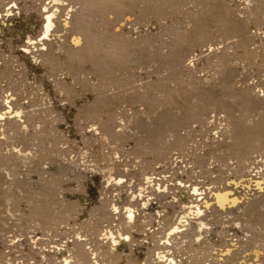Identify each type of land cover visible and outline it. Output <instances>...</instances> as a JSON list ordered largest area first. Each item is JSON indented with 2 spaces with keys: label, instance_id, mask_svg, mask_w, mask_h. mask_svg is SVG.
Returning a JSON list of instances; mask_svg holds the SVG:
<instances>
[{
  "label": "rangeland",
  "instance_id": "374dc122",
  "mask_svg": "<svg viewBox=\"0 0 264 264\" xmlns=\"http://www.w3.org/2000/svg\"><path fill=\"white\" fill-rule=\"evenodd\" d=\"M27 1L0 18V264H59L85 237L104 255L110 230L119 258L101 255V264H167L160 251L208 264L189 238L174 236L169 245L168 226L177 203L198 202L199 194L212 201L235 178L247 183L233 188L239 204L214 208L203 233L193 218L191 239L205 247L215 239L222 249V238H247L244 254L261 247L264 0H92L72 9L41 0L32 5L36 16L25 11ZM41 4L60 6L59 29L71 13L72 28L52 32L42 40L47 47ZM81 15L93 37L76 29ZM76 31L81 54L71 46ZM149 173L165 179L154 180L157 190L163 185L155 193ZM129 205L132 229L122 222Z\"/></svg>",
  "mask_w": 264,
  "mask_h": 264
},
{
  "label": "bare ground",
  "instance_id": "6f19581e",
  "mask_svg": "<svg viewBox=\"0 0 264 264\" xmlns=\"http://www.w3.org/2000/svg\"><path fill=\"white\" fill-rule=\"evenodd\" d=\"M10 1V4H9V7L8 8H6V9H0V18H5V16H7V17H10V16H14V8H18V6L19 5H21V4H18L17 5V2H19V0L17 1V0H9ZM17 1V2H16ZM22 2L23 1H25V0H21ZM40 1L41 0H29V1H27V3L29 2V5L27 6V8H25V11L27 12V11H29V10H31L32 8H34L33 10H31L32 12V14L30 13V16L32 15L33 16V14L34 13H36L35 12V7H32V5H37V4H39L40 3ZM54 1V3H55V5H61V6H63V5H67V6H71V5H74V4H76V3H80L81 4V6H83V8H86V6H91L92 4V0H67L68 2L67 3H64L63 1L64 0H53ZM260 1H262V0H260ZM259 1V2H260ZM6 3V2H5ZM4 3V5L6 6L7 4H5ZM9 3V2H8ZM24 3V2H23ZM1 4H3V1L2 0H0V6H1ZM26 3H24V5H25ZM21 6H23V5H21ZM20 6V7H21ZM89 6V7H90ZM2 7V6H1ZM19 7V8H20ZM4 8V7H3ZM13 8V9H12ZM24 8V7H23ZM65 8V7H64ZM82 8V7H81ZM27 9V10H26ZM39 9V8H38ZM71 9H72V6H71ZM17 10V9H16ZM22 10V9H21ZM24 10V9H23ZM37 10V9H36ZM61 9H60V6H56L54 9H51L50 7L48 8L47 6H45V5H40V9H39V13H40V15H41V20H42V33H43V38L41 39V41L42 40H44V39H48V38H50V36H51V34H52V32H54L55 31V33L56 32H59V30H65V31H68L69 29H70V27H71V24H70V21H69V15H71V13H70V10H68L67 11V13H66V17H65V21H66V24H60V27L61 26H63L64 28H61V29H59L58 28V26H57V24H56V22H57V20L58 19H60V18H58V16H59V12H61L60 11ZM84 10V9H83ZM87 10V9H86ZM89 10V9H88ZM87 10V11H88ZM3 11H5V13H3ZM20 11V10H19ZM25 12V13H26ZM34 12V13H33ZM37 12H38V10H37ZM81 12H83V11H81ZM86 12V11H85ZM18 13V12H17ZM88 13V12H87ZM82 14V13H81ZM15 15H17V14H15ZM35 15V14H34ZM84 15V14H83ZM36 16V15H35ZM86 17V16H85ZM107 17V16H106ZM80 18V20H78L79 22L76 24L77 25V27H76V29L77 30H79V31H83V33L85 34H87V36L88 37H93V33H92V31H91V26L89 27V26H86V22H84V19H83V17H82V15H81V17H79ZM11 20V19H10ZM9 20V21H10ZM86 20V19H85ZM3 21L5 22V20L3 19ZM3 22V23H4ZM72 23V22H71ZM8 24V23H7ZM7 24H6V27H7ZM5 25V24H4ZM11 25V24H10ZM75 25V26H76ZM72 28V27H71ZM10 31V30H9ZM72 31V30H71ZM75 31V30H74ZM69 32V31H68ZM67 32V33H68ZM73 32V31H72ZM77 32V31H76ZM75 32V33H76ZM85 34V35H86ZM95 34V33H94ZM71 35V34H70ZM61 37H62V35H60ZM68 36V35H67ZM56 38V37H55ZM86 39H87V37H85ZM95 38V37H94ZM92 39V38H91ZM48 40H50V39H48ZM92 40H94V39H92ZM96 40V39H95ZM88 42L87 43H89V40H87ZM91 41V40H90ZM43 43H41V45H44V46H46L47 45V42L46 41H42ZM93 43V42H92ZM89 44H91V43H89ZM83 45H84V42H83V38H82V36H81V33H80V35H79V32H77L76 34H74V37H73V42H72V44H71V46L75 49L74 51H73V53H75V52H79V50L81 49H83ZM86 45V44H85ZM92 45V44H91ZM90 45V46H91ZM87 46V45H86ZM47 47V46H46ZM89 47V46H88ZM85 48V47H84ZM93 48V47H92ZM38 50V49H37ZM71 50V49H70ZM86 50H87V47H86ZM85 50V51H86ZM91 50V49H90ZM35 51H36V49H35ZM39 51H41L40 49H39ZM38 51V52H39ZM92 51V50H91ZM84 52V51H83ZM82 52V53H83ZM42 53V52H41ZM80 53V52H79ZM89 53V52H88ZM87 52H86V54H88ZM81 54V53H80ZM80 54H79V56H78V58L79 57H81L80 56ZM84 54H85V52H84ZM89 54H91V53H89ZM89 54H88V56H89ZM69 55V54H68ZM71 55V54H70ZM76 56V59L78 60V58H77V54H75ZM73 56V55H72ZM85 57V56H84ZM86 57H87V55H86ZM82 58V57H81ZM83 59H85V58H83ZM83 59H81V60H83ZM73 60H75L74 58H73ZM71 77V76H70ZM74 80V79H73ZM150 100V99H149ZM7 104V103H6ZM11 112V111H10ZM16 112H17V110H16ZM18 112H20V111H18ZM6 113V112H5ZM21 113V112H20ZM3 114V113H2ZM2 114H0V116L2 115ZM16 114V113H15ZM18 114V113H17ZM16 114V115H17ZM4 115V114H3ZM14 116V115H13ZM12 116V117H13ZM14 124H15V122H14ZM12 128V127H11ZM14 130V129H13ZM219 132V131H218ZM217 132V133H218ZM257 133V132H256ZM234 134V133H233ZM235 136L237 135V134H234ZM235 136H234V138H235ZM252 137H254L253 135H252ZM255 138V137H254ZM236 139V138H235ZM256 139V138H255ZM255 139H253L254 141H255ZM256 140H258V138L256 139ZM253 143H255V145H257V143L256 142H253ZM176 144V143H175ZM179 145V144H178ZM183 145V144H182ZM254 145V144H253ZM259 145H260V143H259ZM259 145H258V147H259ZM251 147H252V145H250ZM261 146V145H260ZM250 147V148H251ZM257 147V146H256ZM256 147H254V148H256ZM257 149H259V148H257ZM252 150V149H251ZM254 150V149H253ZM245 152V151H244ZM246 153V152H245ZM242 154V153H241ZM247 154V153H246ZM244 155V154H243ZM249 155V154H248ZM248 155H246V156H248ZM239 156V155H238ZM246 156H242L241 155V157H239V158H237V159H239L238 160V162H239V167L238 168H240L241 166H243L244 164H245V161H247V157ZM237 157V156H236ZM263 157V156H262ZM166 160H167V158H166ZM249 160V159H248ZM172 161H171V163H170V165H172ZM250 163V162H249ZM249 163H248V165H249ZM169 165V166H170ZM244 167V166H243ZM154 168H155V166H154ZM245 168V167H244ZM112 169V168H111ZM180 169V168H179ZM254 169V168H253ZM156 170V169H155ZM171 170L173 171V168L171 167ZM177 170H178V168H177ZM176 170V171H177ZM250 170V169H249ZM152 171H154V169L152 170ZM242 171H243V169H242ZM156 172H157V170H156ZM160 172V171H159ZM150 173H151V171H150ZM149 173V174H150ZM158 173V172H157ZM160 173H162V172H160ZM175 173V172H174ZM153 174H155V172L153 173ZM159 174V173H158ZM171 174H173V173H171ZM163 176H164V174H162ZM258 175V174H257ZM156 176H158L157 174H156ZM174 176V175H173ZM177 176V175H176ZM158 177H160V176H158ZM166 177V176H165ZM175 177V176H174ZM191 177V176H190ZM145 178L147 179V183H149V185H151L150 187H152V189H153V192L155 193L156 191H158L159 189H160V186H158V190L155 188V183L154 182H156V181H154V180H157V182L159 181L155 176L153 177V175L152 174H150V175H148V174H146L145 175ZM162 178V177H161ZM121 179V178H120ZM171 178H169V180H170ZM175 179V178H174ZM178 179V178H177ZM253 179V178H252ZM176 180V179H175ZM156 182V183H157ZM170 182V181H169ZM246 181H241V182H239V181H237L236 180V178L235 179H233V182H230V183H228V185L226 186V187H222V188H220V189H215L214 191H213V193H212V201L210 200V199H208V198H205L206 196H202L201 194H199L198 196H200L199 197V199H198V202H193L192 204H186L185 203V201H184V203H183V201H182V203L183 204H181V203H177L178 202V198L176 199L175 198V196H174V199L175 200H173V201H177L176 203H177V205H179V207H180V210H179V212L177 213V217L173 220V222H171V223H169V232H168V235H169V245H171L172 246V243H171V241H170V239H172L174 236H179V237H183V238H189V246H190V248L191 249H193V250H196V249H198L199 250V254H200V256L202 257V256H206V261L208 262V261H210V263L208 262V264H230V262L232 261H234V260H236V264H264V242H263V244L261 245V247H252L251 249H250V251H248L247 253H243V251L245 252V241L247 240V238H245L244 240H243V242L241 241L240 242V240L239 239H234L233 237L231 238V239H227V240H225V238L223 239H221L224 243H226L225 245H224V248L223 249H221V251H218V252H228V253H230V255L229 256H227L226 258H224L223 260H224V262H222V263H216L217 262V258L216 257H221V256H219L220 254L218 253V254H216V257H215V255L213 254L214 253V249H215V247L213 248V246L214 245H216L215 244V239H214V241H213V243H212V241H209V242H207V248L205 247V246H201V245H198V244H196L192 239H191V237H192V230H191V227H192V223L193 222H195L194 224H196L195 226L198 228V232H200L202 229L204 230V228H206V231H207V223L208 222H205L203 219L204 218H206V216H208V213H211L212 212V210H214V208H220V209H225V208H227V207H233V206H237L238 204H239V202L241 201V194L239 195V194H236V192L233 190V188H238V187H240V186H242L244 189H245V185L247 184V183H245ZM164 183V182H163ZM166 183V182H165ZM263 182H260L259 180H256V185L260 188L261 187V184H262ZM176 184V183H175ZM226 184V183H225ZM177 185V184H176ZM163 186V185H162ZM235 186V187H234ZM229 187H232V188H229ZM207 188V187H206ZM145 189V188H144ZM168 189V188H167ZM212 189V188H211ZM198 188H196V189H194V191L195 192H198ZM207 190V189H206ZM213 190V189H212ZM162 191V190H161ZM168 191V190H167ZM146 192V191H145ZM182 192V191H181ZM211 192V191H210ZM162 193V192H161ZM164 193V192H163ZM167 193V192H166ZM158 194H160L159 192H158ZM157 194V195H158ZM154 195V194H153ZM157 195H155L156 197H157ZM161 195V194H160ZM164 195V194H163ZM137 196H139V195H135V197H137ZM145 197V196H144ZM158 197H159V195H158ZM188 198V197H187ZM151 200H152V198H149L148 200H147V202L144 200V202H143V204L145 205V206H147L148 204H150L151 203ZM132 201V200H131ZM154 201V200H153ZM172 201V202H173ZM189 201V200H188ZM197 201V200H196ZM213 202V203H212ZM189 203V202H188ZM72 204V203H71ZM201 204H203V205H201ZM77 205V204H76ZM176 205V204H175ZM162 206V205H161ZM73 207V206H72ZM71 207V208H72ZM70 208V209H71ZM72 209H74V208H72ZM115 209H118L117 207L115 208ZM219 209V210H220ZM126 211H127V214H126V216L125 217H123L122 218V222H124V224L123 225H126V227L127 228H129V229H132V228H134L135 227V225L137 224L136 223V209L133 207V206H127V208L125 209ZM125 211V212H126ZM216 211V210H215ZM124 212V211H123ZM217 213V212H216ZM125 214V213H124ZM159 214H160V211H159ZM225 214V213H224ZM230 214V213H229ZM105 215V214H104ZM210 215V214H209ZM221 215V214H220ZM118 216V215H117ZM159 216H161V215H159ZM105 217V216H104ZM167 217V216H166ZM172 218V217H171ZM196 219L195 221H193L192 222V219ZM164 219V218H163ZM216 219V218H215ZM217 220H219L218 218H217ZM208 221V220H207ZM211 221V220H210ZM215 221V220H214ZM213 223V222H212ZM193 224V225H194ZM213 225V224H212ZM141 226V225H140ZM123 228V227H122ZM196 228V229H197ZM137 231V230H136ZM130 232V231H129ZM164 232V231H163ZM166 232V231H165ZM195 232H196V230H195ZM198 232H196L197 234H198ZM218 232H220V231H218ZM194 233V232H193ZM200 233H203V232H200ZM200 233H199V235H200ZM206 233V232H205ZM222 233V232H221ZM122 234L123 233H121V231L119 232V236L120 237H123L122 236ZM197 234H195V235H197ZM105 236V238H106V241H103L104 243H103V245H102V249H103V251H104V255H105V258H108V259H110V260H112V262H115V260H117L119 257V254L117 253V243H116V240L118 239V237H116L115 235H114V233L113 232H111V230L110 231H106L105 232V234H104ZM131 235H133V234H131ZM131 235H126V238L125 239H127V240H130V238L132 237ZM165 235H166V233H165ZM79 236V235H78ZM118 236V235H117ZM131 236V237H130ZM205 236V235H204ZM217 236V235H216ZM119 237V238H120ZM224 237H226V236H224ZM230 237V236H229ZM85 238H87V237H85ZM81 239V238H76L73 242H71V244L68 246V248H67V254L66 255H64L63 256V253L62 254H60V256H59V258H60V263L59 264H101V262L104 260L105 261V258L104 259H102L103 258V254L102 253H97V251L94 249V248H90V247H87V245L89 244L88 242H87V240L86 239ZM117 238V239H116ZM193 238V237H192ZM205 238V237H204ZM123 239V238H122ZM121 239V240H122ZM203 239V238H202ZM208 239V238H207ZM174 240V239H173ZM218 240V239H217ZM232 240V241H231ZM233 240H235V242L233 241ZM119 241V240H118ZM163 241V240H162ZM196 241H198V240H196ZM230 241H231V244H230ZM248 241V240H247ZM246 241V242H247ZM60 242V241H59ZM67 242V241H66ZM69 242V241H68ZM95 242V241H94ZM132 242V241H131ZM234 242V243H233ZM92 243V242H91ZM130 243V242H129ZM128 243V244H129ZM248 243V242H247ZM67 244V243H66ZM219 244V243H218ZM13 245V244H12ZM22 245V244H21ZM160 245V244H159ZM221 245V244H220ZM60 246H61V244H60ZM57 247V250L61 253L62 252V250H64L65 251V249L64 248H62V247ZM64 246H65V244H64ZM63 246V247H64ZM90 246H92V245H90ZM130 246V245H129ZM247 247V246H246ZM8 248V247H7ZM173 248V247H172ZM55 249V248H54ZM249 249V248H248ZM56 251V250H55ZM2 252H3V250H2ZM119 252V251H118ZM172 252V251H171ZM170 252V253H171ZM244 254L243 256L242 255H240V254ZM158 254H159V256H160V258H164V259H166V261H167V264H182L181 263V258H178L179 257V255H175L174 253L173 254H169L168 255V253H164V251H160V252H158ZM7 255V254H6ZM101 255H103V256H101ZM237 255H240V256H238L237 257ZM44 256V255H43ZM100 256L102 257L101 259H100ZM120 257H121V255H120ZM44 258V257H43ZM58 258V257H57ZM159 258V259H160ZM204 258V257H203ZM106 260L107 262L109 261V260ZM46 260V259H45ZM102 260V261H101ZM203 260V259H202ZM214 261H216L215 263H214ZM59 262V261H58ZM183 262V261H182ZM202 262V261H201ZM56 263V262H55ZM119 263V262H118ZM129 263V262H128ZM127 264V263H126ZM131 264V263H130ZM233 264V263H232Z\"/></svg>",
  "mask_w": 264,
  "mask_h": 264
},
{
  "label": "built area",
  "instance_id": "2783aa9c",
  "mask_svg": "<svg viewBox=\"0 0 264 264\" xmlns=\"http://www.w3.org/2000/svg\"><path fill=\"white\" fill-rule=\"evenodd\" d=\"M159 180H161V182H163L165 179H159ZM159 186L162 187L161 184H159ZM212 203H213V202H212ZM201 205H203V204H201ZM223 248H224V247H223ZM223 248H222V249H223ZM218 251H221V248H219V249H215V252H214L213 254H214L215 257H216V254L219 253V254H220L219 256H221V257H216V258H217V262H216V261H215V262H216V263H218V262H219V263H222V262H224L223 259L226 258L227 256H229L230 253L225 252V251L221 253V252H218ZM215 262H214V263H215Z\"/></svg>",
  "mask_w": 264,
  "mask_h": 264
}]
</instances>
